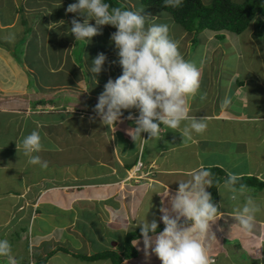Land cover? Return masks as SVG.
<instances>
[{
    "label": "crops",
    "instance_id": "obj_1",
    "mask_svg": "<svg viewBox=\"0 0 264 264\" xmlns=\"http://www.w3.org/2000/svg\"><path fill=\"white\" fill-rule=\"evenodd\" d=\"M200 1L205 5L203 2L209 0ZM231 1L240 3L242 0ZM75 2L0 0V134L5 126L11 127L8 135L15 129L21 131L30 117L40 123L34 129L43 139H53L55 143L53 147L43 146L47 148L40 152L48 167L52 163L65 167L78 165L79 173L83 172L80 176H67L63 168L59 188L52 184L54 179L51 178H40L35 187H29L28 179L21 193L1 197L10 201L7 209L13 214L18 210L19 199L28 201L29 223L38 217L48 228L37 226L30 231L28 248L36 254L32 262L42 264H108L106 260L85 262L75 256L115 249L119 252L121 239L117 235L132 228L140 230L137 225L144 218L148 222L155 219L158 226L163 225L161 209L169 207L168 192L174 194L177 182L189 179L201 166L218 169L226 176L233 173L264 183V39L259 40L261 36L256 35L252 24L264 19L255 17L243 34L202 31L193 37L174 24L168 14L163 16L165 12L143 6L140 0H110L112 6L123 4L133 10L143 7V14L173 25L171 36L179 41V50L185 59L198 62L200 93H206L203 101L197 95L190 112L198 118L208 117L202 134L193 133L191 140L183 141L179 130L165 128L157 138L138 139L134 143L126 134L135 126L126 119L128 111L121 118L123 122L116 124L114 133L102 126L93 112L108 79L115 80L122 74L116 50L110 42L116 29L103 26L101 34L92 37L87 45L76 42L69 31L71 21L76 19L82 23L85 17L66 13L68 5ZM89 23L95 24L94 21ZM31 48L38 57H43L40 62L43 69L34 66L29 69ZM100 53L107 59L103 71L95 77L98 81L95 84L89 68ZM226 96L231 104L224 108L222 101ZM131 114L138 116L135 109ZM72 126L78 127L67 132V127ZM141 136L147 139V133ZM260 145L263 147L259 148ZM228 146H232L231 149ZM65 151L69 157H65ZM60 153H64L62 159L53 157ZM137 162L140 167L133 173ZM45 183L55 187L41 191ZM223 184L215 188L214 202L220 204L224 215L218 216L212 225L216 240H208L211 260L214 264H236L240 260H244V264H264V217L256 216L252 235L243 234L230 215L237 203H243V196L238 202L229 200ZM263 189L248 188L244 195L254 198L259 194L262 198ZM37 190L41 193L36 199ZM206 191L209 192V188ZM41 204L47 211L38 213L37 207ZM59 212L63 213L60 219ZM19 219L25 220V216H18L13 225ZM7 222V218L4 223L0 221V229H3L0 235L15 229ZM108 231L116 237L110 238ZM68 235L74 238L76 245L65 248ZM137 240L140 243L136 244ZM130 245L135 257L120 264H161L154 255H145L142 238L132 240ZM3 259L8 260L0 257V264H5Z\"/></svg>",
    "mask_w": 264,
    "mask_h": 264
},
{
    "label": "clouds",
    "instance_id": "obj_2",
    "mask_svg": "<svg viewBox=\"0 0 264 264\" xmlns=\"http://www.w3.org/2000/svg\"><path fill=\"white\" fill-rule=\"evenodd\" d=\"M182 4L183 0H164L165 8L176 9ZM66 13H79L85 17L82 23L73 19L69 29L75 41L85 45L101 34L103 26L116 29L110 42L116 50L122 74L115 80L108 79L97 98L93 112L102 126L114 133L116 124L123 122L121 118L128 111L126 119L133 121L135 126L126 134L134 143L138 139L157 138L165 128L179 130L183 141L191 140L193 133L202 134L206 130L208 117L190 114L191 103L197 95L202 101L206 98V93H200L201 70L179 50V41L171 36L173 25L157 22L159 17L143 14V7L133 10L123 4L112 6L105 0H76L68 5ZM161 15L167 16V13ZM106 59L100 53L92 61L89 72L95 84L98 83L95 77L103 71ZM230 104L231 99L226 96L222 107L227 108ZM132 109L137 110L138 116L133 117ZM186 121L188 123H184ZM142 133H147V139L142 138ZM15 146L28 157L29 164L47 168V161L39 155L43 151L39 131H31ZM239 179L237 174L228 173L224 180L223 190L231 201H239L248 191L247 185L238 184ZM177 184L176 192L167 194L169 207L161 209L163 231L157 232L155 219L148 222L144 218L137 225L145 255H154L161 264H214L208 240H216L212 225L224 214L220 204L214 203L211 193L206 191L213 187L212 173L201 166L189 179ZM260 210L257 202L248 195L243 203H237L230 215L243 234L252 235ZM0 257H7L9 264H17L6 239L0 240ZM27 264L38 263L29 261Z\"/></svg>",
    "mask_w": 264,
    "mask_h": 264
},
{
    "label": "rangeland",
    "instance_id": "obj_3",
    "mask_svg": "<svg viewBox=\"0 0 264 264\" xmlns=\"http://www.w3.org/2000/svg\"><path fill=\"white\" fill-rule=\"evenodd\" d=\"M243 1L244 0H242L240 3H242ZM203 3L205 5H208L210 3V0L207 2H203ZM260 19H262V18H260ZM252 24H254L253 29H256V30H254V32L256 33V35L258 34L261 36L259 40L261 42H263V39H264V37H263L264 36V33H263L264 32V28H263L264 21H261L259 24H257V23H252ZM244 32H245V30L241 34H243ZM31 52H32V54L29 56V63H30L29 69L32 66H34L36 69H43V67L41 66V63H40L43 57H38V55H36V51H34L33 48H31ZM245 52H247V51H244V53ZM244 53H243V55H245ZM247 56H249L248 53H247ZM51 60L54 61V57H52ZM197 63L198 62H196L195 64H197ZM75 113H77V111ZM77 114H79V113H77ZM19 122H20V124H24V121H19ZM37 123H39V122H37ZM37 123H35L29 117V121L26 122V125L23 126L21 131L15 129V130H13V132H10L8 135V132L10 131L11 127L5 126L2 129L3 133L0 134V200H2V201H0V221L4 223L6 218H7L8 219L7 223L9 224V226L15 227V229H13V228H11L10 230L8 229V232L5 235L1 234L0 240L6 239L10 242V244H11V255L13 258H15V260L17 261V264H19V263L27 264L29 261L32 262L36 258L34 256L36 254L32 253V249L28 248V246L30 244V231H31L32 227L36 228L37 226H41L40 227L41 229H48V228L46 226H43L44 222L42 220H40L38 217H36L34 219L32 224H31V222L29 223V202L28 201L22 202L23 199H19V202L16 204V207L18 206V210L15 212V214H13V211L11 209H9V208L7 209L10 201H6L5 199H3L1 197L7 193L17 194L18 191L21 193L24 190V188L26 187V185L28 184V181H27L28 179H29V187H35V184H38L40 182V178H48V179L51 178V179H54L52 184H55L56 187L59 188L60 185L58 184V182L60 180H62V178L64 177L63 168H65V170L67 171V173H66L67 176L68 175L74 176L76 174L78 176H80L83 173V172H81V174L79 173L81 168L78 165H67L65 167L62 165H56V164L52 163V164H49V165H51V167L47 166V168H41L39 165H31L28 163V157H25L23 155L22 150H19V149L15 150L14 149V147H16L15 145L19 144V142L22 140L23 136L24 135L26 136L27 132H29V134H30L31 131H33L37 128V127H35V125ZM77 127H73V126H72V128L67 127L66 131L72 132L73 128H77ZM18 129H19V127H18ZM9 136H11L12 139H10ZM43 137L41 136V141H42L43 146H47L49 144L51 147L54 146L55 143H53V141H52L53 139H43ZM15 138H16V140L14 141V144H13L12 140ZM84 142L86 143V141H84ZM78 143H80V142H78ZM231 143H233V142H231ZM230 147H232V146H228L229 149H231ZM260 147H263V145H260L259 148ZM46 148H43V149H46ZM63 154L64 153L55 154V155H53V157L62 159ZM39 155H40V153H39ZM65 157H69L66 151H65ZM65 161H66V159H65ZM36 182H38V183H36ZM44 185L45 186H43L41 188V191L46 190V189L48 190V189L55 187V186H52L51 184H46V183ZM65 192H67V191H65ZM251 192H252V195L255 194L253 191H251ZM261 192L264 195V189L261 190ZM40 193H39V191L36 193V194H38L36 199L40 197ZM246 196L247 195L243 196V198H242L243 201H244V198ZM255 196H257V197H255ZM258 196H259V194H255L254 198H253L257 202V204L260 206V209H261L260 212L257 213L256 216L258 217L261 215L264 217V210H262V207L264 205V197L260 198ZM233 202H238V201H233ZM46 211H47V209H46L45 205H43V204H41L40 206L37 207L38 213H43ZM7 213L9 214V216L7 215ZM62 214L63 213L59 212V214L57 215L59 217V219L62 217ZM18 216H20L21 218H23L25 216V220L19 219L18 223L13 225ZM64 216L67 217L66 215H64ZM78 228H79V226H78ZM2 230L3 229H0V232ZM136 230H138V229L132 228L127 233H124V234L122 233V234H123V236H125L126 234L131 233V232L136 231ZM110 233H112V232L111 231L107 232V234L110 236V238L116 237L115 234L112 236V234L110 235ZM122 234L117 235V236H119V239H121V243H122L123 238H124V237H121ZM70 235H72V234H70ZM70 235H68V243L64 245L65 248L67 246H70V245H76L74 238H72L73 235H72V237ZM88 236L92 237L89 234H88ZM93 239H94V237L92 238V240ZM116 251H118V249L114 250V252H116ZM116 253H118V252H116ZM80 254L81 253H79V255ZM3 258H5V257H3ZM244 259H245V257H244ZM2 261L5 264H7V262H8L7 259H3ZM23 262H25V263H23ZM92 262H95V261H92ZM244 262H245L244 260L243 261L240 260V262H236V264H244ZM107 263L110 264L109 260H107Z\"/></svg>",
    "mask_w": 264,
    "mask_h": 264
},
{
    "label": "trees",
    "instance_id": "obj_4",
    "mask_svg": "<svg viewBox=\"0 0 264 264\" xmlns=\"http://www.w3.org/2000/svg\"><path fill=\"white\" fill-rule=\"evenodd\" d=\"M105 2L110 4V0H105ZM140 3L143 6L157 8L167 13L174 24L178 25L184 32L192 33L193 37L202 31L239 35L247 29L255 17L264 19V0H244L242 3H234L231 0H210L208 5H203L200 0H183L182 6L176 9L165 8L164 0H140ZM210 171L213 187L209 188V193H211L214 202L215 188L221 182L224 183L227 176L218 169H211ZM239 183L247 185V188H264V183H260L251 177H240ZM163 226L159 225L157 232ZM137 238H141L140 230L126 234L118 253L105 250L90 256L79 255L75 257L85 262L109 260L110 264H120L125 259L135 257L136 253L130 242Z\"/></svg>",
    "mask_w": 264,
    "mask_h": 264
},
{
    "label": "built area",
    "instance_id": "obj_5",
    "mask_svg": "<svg viewBox=\"0 0 264 264\" xmlns=\"http://www.w3.org/2000/svg\"><path fill=\"white\" fill-rule=\"evenodd\" d=\"M139 167H140V163L139 162L135 163V165L132 169V172L135 173L139 169Z\"/></svg>",
    "mask_w": 264,
    "mask_h": 264
}]
</instances>
